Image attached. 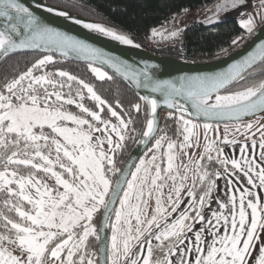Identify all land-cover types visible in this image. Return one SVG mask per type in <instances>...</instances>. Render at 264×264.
I'll list each match as a JSON object with an SVG mask.
<instances>
[{
    "label": "snow or ice",
    "instance_id": "obj_1",
    "mask_svg": "<svg viewBox=\"0 0 264 264\" xmlns=\"http://www.w3.org/2000/svg\"><path fill=\"white\" fill-rule=\"evenodd\" d=\"M246 6L247 0H222L205 22H213L227 9ZM254 7L255 12L242 13L247 18L239 21L249 34L256 30L257 18L264 23V0H258ZM47 10L55 11L52 7ZM56 14L68 15L64 11ZM0 19V54L7 56L43 45L55 47L65 56L71 50L100 60L125 79H131L137 88L161 93L163 103L179 113L174 117L169 112L168 118L177 120V133L183 135L179 143L166 134L159 135L134 167L117 168L115 155L128 139L132 118L125 120L110 105L108 111L117 123L102 118L107 102L92 85L67 71L45 70L54 63L52 55L37 59L26 71L0 85V264H264V242L260 241L264 203L259 194L264 192V125L252 132L254 125L249 121L246 125L237 124L235 129H244L246 141L260 133L258 157L254 139L251 155L245 142L240 144L239 158L224 156L223 148L217 147L218 141L226 146L238 143L229 139L227 124L222 140L218 127L216 138H208L213 130L211 120L239 121L264 111V78L221 94L226 86L243 81L246 69L257 62L264 65V42L224 73L181 76L175 81H153L145 73L141 83L139 74L129 75L126 66L112 57L42 23L20 0H0ZM75 22L121 44L133 45L128 35L113 28ZM152 34L176 38L180 30L165 34L153 29ZM89 68L100 80L112 79L91 63ZM38 71L41 74H35ZM84 90L99 111L85 106ZM177 97L190 101L193 111L189 112ZM140 100L149 106L142 133L145 139L140 141L147 146V140L157 132L160 101L149 95L140 96ZM68 105H75L80 114L68 111ZM132 107L137 113L141 110L140 104ZM193 117H203L205 122L201 125ZM201 126L204 149L200 159H193L187 149L193 147V137L195 146H199L197 130ZM177 148L188 157L186 163L177 162ZM212 161L224 166L223 174L209 172L208 163ZM41 173L54 179V185H49ZM109 174H119L115 183ZM224 175L234 177L236 183L233 179L226 181L227 202L215 197L217 211L211 208L212 194L217 190L215 178ZM184 189L188 201L181 208ZM149 200H154L150 216ZM206 208L210 213L207 217ZM101 211L103 223L97 226L94 217ZM105 229H110V235ZM205 232L210 240H205ZM188 233L193 234L194 244ZM90 238L96 242L94 250H90ZM257 243L258 254L253 256ZM101 253L103 259L98 258ZM177 254L179 258L174 261Z\"/></svg>",
    "mask_w": 264,
    "mask_h": 264
},
{
    "label": "trees",
    "instance_id": "obj_2",
    "mask_svg": "<svg viewBox=\"0 0 264 264\" xmlns=\"http://www.w3.org/2000/svg\"><path fill=\"white\" fill-rule=\"evenodd\" d=\"M49 4H53L64 8L77 15L95 20L104 24V26L113 28L119 33L130 36L135 34L145 40V42L157 41L156 36H153L152 30L163 28L173 17L184 8L195 9L205 5L212 4L217 0H45ZM209 12L204 16L203 20H197L186 27L183 31V37L187 43L188 53L194 56L206 57L208 60L216 58V55H223L240 47L252 34L246 33L237 22L236 18H228L222 21L206 23L207 17L211 16ZM262 24L257 25V28ZM256 28V29H257ZM178 37L173 39H178ZM239 37L241 42L230 49L233 45V40ZM43 53L38 52H22L10 54L0 60V85L4 84L11 78L18 76L20 73L27 70L37 59L42 58ZM54 58V63L46 66V71H55L57 69L67 71L79 79L84 80L93 86L94 91L107 103L104 105V111L101 113L102 118L110 119L112 123H117L115 117H111L108 111L110 105L113 110L117 111L125 120L132 118L133 123L129 126L128 139L124 147L115 155L116 167L121 168L127 154L132 148L134 142L142 134L146 123V106L143 105L136 94L115 76L109 74L112 79L105 78L100 80L93 74L89 68V64L82 62H74L65 60L59 57ZM249 73H253L249 75ZM35 74H41L39 71ZM243 81L234 82L223 92H231L239 90L251 83H254L264 78V65L258 64L251 70L246 72ZM73 87H77L73 83ZM67 91V89H65ZM75 97V92H73ZM85 99L83 103L92 111H99L96 107V102L88 97L87 91L84 90ZM134 104H140L141 110L139 113L132 107ZM68 111L74 114H80L79 109L75 105L66 106ZM128 113V115H125ZM167 111L161 115L158 131L154 139L149 144L148 148L152 147L155 139L162 134H166L178 143L182 140L183 135L177 133V120L168 118ZM174 117L179 114L173 113ZM90 119V117H87ZM187 118V116H186ZM163 129V132L161 131ZM45 131H49L45 129ZM166 147V144H165ZM147 149L142 154L147 152ZM219 167L215 161L209 165L212 172ZM42 178L49 185H52L48 177ZM113 180L117 174H109ZM118 204V202H117ZM194 214V213H193ZM14 215V214H13ZM101 212L94 217V223L99 224ZM110 235V232H109ZM90 250H94L96 242L94 238L89 240Z\"/></svg>",
    "mask_w": 264,
    "mask_h": 264
},
{
    "label": "water",
    "instance_id": "obj_3",
    "mask_svg": "<svg viewBox=\"0 0 264 264\" xmlns=\"http://www.w3.org/2000/svg\"><path fill=\"white\" fill-rule=\"evenodd\" d=\"M20 2L25 7H28L29 10L32 11L37 17H39L42 23L46 24L48 27H51L64 35H67L77 41L89 45L91 48L96 49L99 54L105 57H112L113 60L118 61L122 65L126 66L129 75H131L132 73L139 74V79L141 83L144 82L145 73H147L153 81L155 80L175 81L177 80V78L181 76H197V75L203 76V75H215V74L224 73L229 69L230 66L241 63L249 56L250 53L257 51V45L264 42V23H262L252 33V35L237 49L225 53L221 56H218L214 59L199 61V62H186L170 57L155 56L140 46L136 47L135 45L137 44L134 42L133 45L121 44L120 42L115 41L109 37H106L100 34L99 32L89 30L83 26V23L77 24L75 21L80 20L84 23H99V24L102 23L77 15L59 6L49 4L45 0H20ZM49 7H52L53 9H55V11L48 12L47 9ZM57 11L67 12L68 15L59 16L56 14ZM229 14H231L230 17L228 16ZM228 18H234L233 14L230 12H224L222 14H219V18L214 19L213 22L222 21ZM2 24L3 21L2 19H0V26H2ZM22 52H38L74 62H82L87 64L91 63L93 64V66L101 68L105 72L115 76L123 83H125L127 86H129L130 89L139 98V100H140V96L142 95H149L153 98L158 99L160 101V105L157 109V116H158L157 131L159 128L161 115L164 111L179 114L178 112L175 111V109H169L163 103L164 97L161 95V93L151 92L150 89L144 87L137 88L135 83H133L131 79H125L122 74L116 73L114 69L110 68L106 64L101 63L100 60H92L90 57H87L84 54H80L78 52L71 50H69L68 54L65 56L61 51L57 50L55 47L45 48L43 45L41 46L40 49L17 50L16 52L9 53L8 55L15 53H22ZM3 57L5 56L0 54V60ZM258 64L260 63L257 62L255 66H257ZM251 69L252 68L246 69L244 74ZM229 86L230 85L226 86V88H228ZM224 90L225 89L221 90V94H226L223 92ZM176 99H178L181 104H184L189 109V112L193 111L190 101L186 100L183 97H177ZM140 102L146 106V114H147L149 111V106L146 105V103L142 100H140ZM263 116H264V111L257 113L256 115L241 117L239 121L227 120V119L224 120L214 119L209 122H211L212 124L237 123L251 118H261ZM147 118L148 117H146V120ZM193 119H195L197 122H202V123L205 122L203 117L200 118L193 117ZM145 127H146V123H145ZM154 137L155 136L149 138L147 140V146H145V144L140 143L141 140L145 139L141 134L139 138H137V140L134 142L121 168L127 169L134 167V163L138 162L139 157L142 156V154L145 152V150L147 149L151 141L154 139ZM118 178H119V174H117L115 181ZM115 181L113 183H115ZM117 202L118 200L115 201L116 204ZM102 223H103V211H101L98 226H102ZM105 232L109 234L110 229H105ZM101 235L103 236L104 233H101ZM103 256L104 254L101 253L98 258L103 259Z\"/></svg>",
    "mask_w": 264,
    "mask_h": 264
},
{
    "label": "rangeland",
    "instance_id": "obj_4",
    "mask_svg": "<svg viewBox=\"0 0 264 264\" xmlns=\"http://www.w3.org/2000/svg\"><path fill=\"white\" fill-rule=\"evenodd\" d=\"M222 0H217L216 2L208 5L206 8H205V13L208 14L209 12H212L213 11V8L216 4H219L221 3ZM258 2V0H248L247 1V6L246 7H240L239 9H236V10H232V9H227L226 11L224 12H230L233 14V17L236 18L237 22L239 23V21L241 19H246L247 16L246 15H242V13H249V12H255L257 9L254 7V5ZM224 12H221L220 14L224 13ZM229 17L231 16V14L228 15ZM175 17V16H174ZM174 17L173 19L167 24L165 25L163 28H160V29H157V33H170L176 29H179V27L177 26V21L174 20ZM260 23L259 21V18H257V25ZM240 25V23H239ZM241 27V25H240ZM242 28V27H241ZM243 29V28H242ZM244 30V29H243ZM246 33H248L246 30H244ZM156 38H157V41L155 42H149L148 44H152V45H158V44H162V43H165V42H168V41H171L173 40V38H164L162 37L161 35H156ZM241 42V39H238L237 40V43L235 45H237L238 43ZM147 43V42H146ZM102 70V69H101ZM104 71V70H102ZM91 119V117H90ZM249 121H251L254 125L253 129H252V132H255V129L257 127H259L260 125H264V116L261 117V118H251V119H248V120H245V121H241V122H237V123H233V124H236V125H230L232 123H221V124H213V130H211L208 134V138L209 139H215L216 138V129L218 127L219 129V136H220V139H222V134H221V127L220 126H225L224 124H227L228 126L230 127H233L235 128V126H237V124H240V125H246ZM258 121V122H257ZM197 122V121H196ZM199 124H203L202 122H197ZM71 126V125H70ZM198 133H199V146H195L196 145V140L195 138L193 137L192 138V143H193V147L191 148H188L187 149V152L189 153V156H192L193 159H200V154L201 152L203 151L204 149V144H205V137H204V130L201 126V128H199L198 130ZM260 133L256 132V134L252 137H255L257 138L259 136ZM94 135H99V134H94ZM235 135H241V136H245L244 134V129L241 128V130L239 132H236L234 133V136ZM113 139L115 140L116 137L115 135L113 134ZM182 140H183V137H182ZM182 140L180 142H182ZM217 145H218V142H217ZM105 148H107V145H105ZM177 152H178V157H177V162H187L188 160V157H186L182 151L179 150V148H177ZM193 153H195V155H193ZM213 156H215V152L211 153ZM206 162V161H205ZM212 162L208 163V170L209 172H212L211 168H209V165H211ZM49 179V178H48ZM50 183L52 185H54V179H49ZM170 183V182H169ZM189 184H191V179H189L188 181ZM167 191L168 189H165V194H167ZM186 192V189H184L182 191V199H183V204L181 205V208H183L184 204H186V201H188V198L184 195V193ZM122 195V193H121ZM118 205V204H117ZM154 206V200H149V216L151 215V208ZM134 223V221H133ZM185 245H186V241H185ZM254 256V254H253Z\"/></svg>",
    "mask_w": 264,
    "mask_h": 264
},
{
    "label": "built area",
    "instance_id": "obj_5",
    "mask_svg": "<svg viewBox=\"0 0 264 264\" xmlns=\"http://www.w3.org/2000/svg\"><path fill=\"white\" fill-rule=\"evenodd\" d=\"M208 5L195 9L184 8L175 15L174 20L177 21V26L179 27L181 33V36L178 39H173L171 41L158 45H152L146 43L143 38L135 34H131L129 37L133 40L134 43L155 56L170 57L186 62H199L208 60V58L206 57L194 56L189 54L187 50V43L183 37V31L186 27L191 25L193 22H196L197 20L204 19V16L206 15L204 11ZM235 44H233L230 49L234 48L239 43L237 45ZM218 56L219 55H216L215 57Z\"/></svg>",
    "mask_w": 264,
    "mask_h": 264
},
{
    "label": "crops",
    "instance_id": "obj_6",
    "mask_svg": "<svg viewBox=\"0 0 264 264\" xmlns=\"http://www.w3.org/2000/svg\"><path fill=\"white\" fill-rule=\"evenodd\" d=\"M230 125H236V124H233L232 123ZM220 127H221V134H222V137L221 138L223 139V137L225 135V126L222 125ZM235 129H236V126H235V128L228 126L229 139H235L238 142L236 145L226 146V145H224V144H222V143H220L218 141L217 147L223 148V150H224V156L229 157V158H231V157H237V158H239V156H240V151H239L240 144H243L245 142L248 143V145H249V155H251L252 154L251 139H254L257 142V147L255 149V152H256V155L258 157L259 152H260V148H259L260 134H259V136L257 138L252 137L250 140H247L246 141L245 140V136H241V135H238V136L235 135L234 136ZM227 167L229 169H231V165L230 164L227 165ZM215 171H218V172H220V173L223 174L224 171H225L224 166L219 165V167ZM215 179H216V184H217V190L214 191L213 194H212L213 195V203L211 205V208L212 209H216L217 211H219L218 205L215 203V197L218 196L221 200H224L225 202H227V196L225 195V191H226V181L228 179H233L234 184L236 183V181H235V178L234 177H231V176H228V175H224L222 178H215ZM241 179L243 180L242 177H241ZM244 186H247L246 185V181L244 182ZM237 187H241V186L240 185H237ZM248 187H250V186H248ZM242 190H243V187H241V191ZM257 191H259V190H257ZM259 194H260L261 202L264 203V192H260ZM186 204H187V201H186ZM227 212H228V209H225V213L226 214H227ZM204 214H205L206 217L210 214L209 213V210L207 208L204 210ZM195 228L196 229H199L200 228V225L199 224H196L195 225ZM220 232H221V234H223V228L222 227L220 228ZM188 236L192 238L193 244H194L195 243V238H194L193 234L192 233H188ZM204 238H205V240H210L211 239V237L208 236L207 232H205ZM260 241L261 242H264V232L261 233ZM154 243H155V241H154ZM186 245H187V240H186ZM259 246H260V244L257 243V245H256V251L254 252V256L258 254ZM178 258H179V256L177 254V256L176 257H173L172 259L175 261V260H178ZM191 258L192 259L195 258V253L192 254V257Z\"/></svg>",
    "mask_w": 264,
    "mask_h": 264
}]
</instances>
